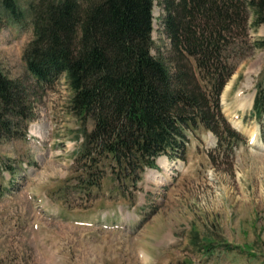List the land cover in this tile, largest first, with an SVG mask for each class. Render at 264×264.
<instances>
[{
    "label": "rangeland",
    "instance_id": "374dc122",
    "mask_svg": "<svg viewBox=\"0 0 264 264\" xmlns=\"http://www.w3.org/2000/svg\"><path fill=\"white\" fill-rule=\"evenodd\" d=\"M153 1L151 53L173 71L165 0ZM247 28V44L223 54L233 71L219 96L241 140L189 131L185 161L161 156L132 187L108 167L84 175L71 90L64 76L36 85L22 59L30 18L15 23L0 5V69L29 96L14 135L0 131V264H264V115L252 111L264 98V49L254 47L264 26L250 15Z\"/></svg>",
    "mask_w": 264,
    "mask_h": 264
},
{
    "label": "trees",
    "instance_id": "16d2710c",
    "mask_svg": "<svg viewBox=\"0 0 264 264\" xmlns=\"http://www.w3.org/2000/svg\"><path fill=\"white\" fill-rule=\"evenodd\" d=\"M153 3L36 0L21 9L16 0H1L11 21L30 18L33 39L22 59L36 85L51 87L64 76L71 90L69 108L83 138L75 160L88 178L108 167L118 182L135 187L160 156L185 161L187 134L199 127L219 145L227 136L241 140L219 105L233 71L223 54L247 44L250 15L254 28L264 26V0H165L173 71L151 53ZM254 47L263 50L264 40ZM28 97L0 69V131L7 137ZM252 111L257 119L264 115L260 94Z\"/></svg>",
    "mask_w": 264,
    "mask_h": 264
},
{
    "label": "bare ground",
    "instance_id": "6f19581e",
    "mask_svg": "<svg viewBox=\"0 0 264 264\" xmlns=\"http://www.w3.org/2000/svg\"><path fill=\"white\" fill-rule=\"evenodd\" d=\"M236 126H238L237 123H235ZM248 137L249 139L252 141V142H255L256 140V134L254 133V131H252L251 133L248 134ZM165 162V161H163ZM165 167L168 169V164L165 163Z\"/></svg>",
    "mask_w": 264,
    "mask_h": 264
}]
</instances>
